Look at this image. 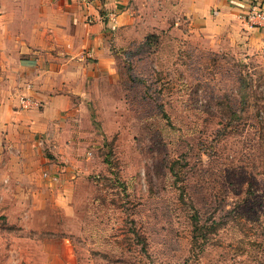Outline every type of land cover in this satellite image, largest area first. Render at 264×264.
<instances>
[{
  "label": "rangeland",
  "instance_id": "1",
  "mask_svg": "<svg viewBox=\"0 0 264 264\" xmlns=\"http://www.w3.org/2000/svg\"><path fill=\"white\" fill-rule=\"evenodd\" d=\"M111 2L87 147L45 167V146L28 175L0 161V264H264V48L173 2Z\"/></svg>",
  "mask_w": 264,
  "mask_h": 264
},
{
  "label": "crops",
  "instance_id": "2",
  "mask_svg": "<svg viewBox=\"0 0 264 264\" xmlns=\"http://www.w3.org/2000/svg\"><path fill=\"white\" fill-rule=\"evenodd\" d=\"M111 1L0 0V161L8 169L16 168L19 174L22 168L42 169L36 159L45 146L59 157L56 162L49 159L52 163L45 167L74 159L87 147L89 132L81 127L87 115L82 95L92 56L101 69H112L113 55L105 46L109 23L103 20L113 15ZM162 1L201 20L218 32L216 37L223 34L251 51L264 48V30L249 27L239 16L256 6L264 8V0ZM91 14L96 22L86 20ZM29 82V93L43 105L23 110L20 96Z\"/></svg>",
  "mask_w": 264,
  "mask_h": 264
},
{
  "label": "built area",
  "instance_id": "3",
  "mask_svg": "<svg viewBox=\"0 0 264 264\" xmlns=\"http://www.w3.org/2000/svg\"><path fill=\"white\" fill-rule=\"evenodd\" d=\"M240 18L249 26L255 29L264 30V8L256 6L241 12ZM26 92L20 96V107L23 110H32L33 108H40L43 105V101L34 98L29 90L32 89V84L29 82L26 85Z\"/></svg>",
  "mask_w": 264,
  "mask_h": 264
}]
</instances>
